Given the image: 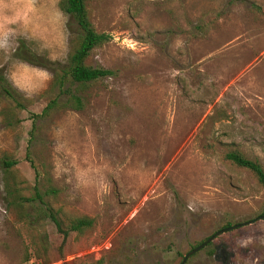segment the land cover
Listing matches in <instances>:
<instances>
[{
    "label": "rangeland",
    "instance_id": "374dc122",
    "mask_svg": "<svg viewBox=\"0 0 264 264\" xmlns=\"http://www.w3.org/2000/svg\"><path fill=\"white\" fill-rule=\"evenodd\" d=\"M59 2L2 5L16 35L0 66L39 90L23 92L32 101L17 109L20 122L0 114V264H179L226 223L264 215V187L225 157L238 149L264 166V0L89 1L111 40L87 63L115 74L69 87L66 98L77 94L82 107L61 102L39 118L33 152L41 188L55 189L52 207L96 224L64 242L39 205L28 207L29 221L8 206L4 160H18L13 170L32 195V118L52 98V78L41 84L13 54L25 38L68 63L77 25ZM186 264H264V218L219 235Z\"/></svg>",
    "mask_w": 264,
    "mask_h": 264
},
{
    "label": "trees",
    "instance_id": "16d2710c",
    "mask_svg": "<svg viewBox=\"0 0 264 264\" xmlns=\"http://www.w3.org/2000/svg\"><path fill=\"white\" fill-rule=\"evenodd\" d=\"M89 1L91 0H60L59 2L61 10L69 15L77 25L75 28V39L73 40V50L69 55L67 64L53 60L46 53L39 52L37 49L33 48L30 41L25 38L20 39V44L13 54V58L15 59L52 71L53 77L49 88L45 92L50 95L52 94V98H50L49 103L40 114L33 115L32 138L29 141L26 153V159L36 172L34 192L30 196L24 193L23 187L13 170L18 160H4L8 206L19 210L23 217L28 219V217L31 218V214L29 216L27 211L28 207L39 205L41 210L52 219L58 230L63 234L64 242L68 239L71 232L84 233L86 230L93 228L96 224V219L88 215L64 219L59 215V212L52 207L46 197L55 193V189L48 187L43 191L44 187L41 188V185H43V178L35 161L33 138L37 127V120L50 115L52 110L61 102L66 105V107L70 108L80 109L82 107V100L79 96H76L77 94H70V96L66 98V96H68L67 93H69V87L76 84L78 87H84L97 80L115 74L112 69L102 66H92L87 63V59L94 49L103 46L111 40L110 34L100 32L95 28L87 7ZM65 98L66 100H64ZM31 101V99L26 97L22 91L13 85L5 68L0 66V103H6L5 108L0 110V114H4L6 124L8 126H13L17 122H20L17 118V109H26ZM225 157L235 165L251 171L258 182L264 187V166L258 159L249 158L238 149L228 151ZM231 225L232 223L228 222L223 228ZM203 241L199 242L197 245ZM213 252L214 251H212V253Z\"/></svg>",
    "mask_w": 264,
    "mask_h": 264
},
{
    "label": "clouds",
    "instance_id": "9594fccd",
    "mask_svg": "<svg viewBox=\"0 0 264 264\" xmlns=\"http://www.w3.org/2000/svg\"><path fill=\"white\" fill-rule=\"evenodd\" d=\"M3 3L4 0H0V51L7 54L10 51V49L13 47L14 36L16 35V32L15 29L8 26L9 24L14 23V21L5 20V18L2 15ZM24 66L29 71H33L37 74V77L41 79V84H46L52 78V74L48 72L47 69L26 65V64ZM9 79L11 80V82L15 87H17L20 91L24 92L27 95H32L39 90L38 87H34L32 85L25 84L19 81L15 71H13L10 74Z\"/></svg>",
    "mask_w": 264,
    "mask_h": 264
},
{
    "label": "water",
    "instance_id": "95a60500",
    "mask_svg": "<svg viewBox=\"0 0 264 264\" xmlns=\"http://www.w3.org/2000/svg\"><path fill=\"white\" fill-rule=\"evenodd\" d=\"M264 215L259 216L257 219H263ZM257 219H253V220H249V221H245L242 223H237L234 225H231L229 227L220 229L218 231H216L214 234H212L211 236H209L205 241H203L202 243H200L199 245H197L195 248H193L192 250H190L182 259V261L179 264H186L187 260L194 254H196L197 252L201 251L202 249H204L207 245H209V243H211L216 237H218L219 235L234 230L236 228H239L241 226L250 224L252 222H254Z\"/></svg>",
    "mask_w": 264,
    "mask_h": 264
}]
</instances>
